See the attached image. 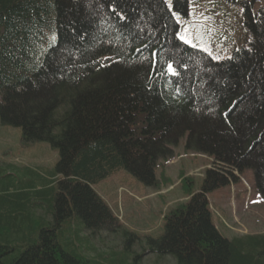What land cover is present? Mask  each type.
I'll list each match as a JSON object with an SVG mask.
<instances>
[{
	"label": "trees",
	"instance_id": "obj_1",
	"mask_svg": "<svg viewBox=\"0 0 264 264\" xmlns=\"http://www.w3.org/2000/svg\"><path fill=\"white\" fill-rule=\"evenodd\" d=\"M230 1L245 7L251 39L214 61L179 39L166 0H0V35L16 41L0 50V122L60 154L47 177L3 179L0 264H91L64 226L77 217L95 234L120 229L92 186L119 171L157 185V161L184 138L218 168L166 217L151 252L177 264H264V235L223 237L207 200L247 169L264 198V10ZM174 4L187 13L189 0ZM41 206L53 222L34 219Z\"/></svg>",
	"mask_w": 264,
	"mask_h": 264
},
{
	"label": "rangeland",
	"instance_id": "obj_2",
	"mask_svg": "<svg viewBox=\"0 0 264 264\" xmlns=\"http://www.w3.org/2000/svg\"><path fill=\"white\" fill-rule=\"evenodd\" d=\"M166 4L179 25V39L214 61L230 59L234 52L248 46L251 34L241 3L189 0L184 14L180 11L184 7L177 9L174 0H166ZM252 8L254 13L264 10V0L254 3ZM186 146L184 138L177 146L170 147L167 159L157 161L155 186L143 184L126 171L114 173L92 186L117 219L120 229L116 233L95 234L74 217L63 230L64 237L75 244L71 248L76 247L79 255L83 253L91 264H177L172 257L152 253L149 240L164 236L166 217L199 193L208 171L218 168L213 158L189 151ZM59 158V151L50 144H27L21 128L0 122V189L7 182L3 180L6 177L13 176L17 181H24L31 173L47 177L55 171ZM207 200L212 224L223 237L264 235V198L256 188L252 169L245 170L238 181L211 192ZM42 209L41 206L34 216L37 222L44 216ZM44 217L53 222V217ZM64 237L60 234L61 243Z\"/></svg>",
	"mask_w": 264,
	"mask_h": 264
},
{
	"label": "snow or ice",
	"instance_id": "obj_3",
	"mask_svg": "<svg viewBox=\"0 0 264 264\" xmlns=\"http://www.w3.org/2000/svg\"><path fill=\"white\" fill-rule=\"evenodd\" d=\"M53 3H54V0H53ZM52 40H55L56 37L53 36L51 37ZM183 39V38H181ZM6 43L10 46H15L16 45V41L15 40H12L11 38H8L7 41H6V38L3 36V35H0V50H2L5 46H6ZM145 47H148V45H144ZM137 51H140V49H136ZM154 58L158 55L156 52H152L151 54ZM168 68L169 70L171 71V74L172 75H176V71L174 70V66L173 64H168ZM3 71H4V68L3 67H0V74H3Z\"/></svg>",
	"mask_w": 264,
	"mask_h": 264
}]
</instances>
